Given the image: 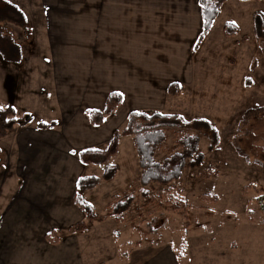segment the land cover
Masks as SVG:
<instances>
[{"label": "rangeland", "instance_id": "obj_1", "mask_svg": "<svg viewBox=\"0 0 264 264\" xmlns=\"http://www.w3.org/2000/svg\"><path fill=\"white\" fill-rule=\"evenodd\" d=\"M256 12L264 15V0H226L192 57L185 60L183 73H178L183 59L154 60L155 67L162 72V80L176 78L171 84H178L177 94H168L167 81L158 84L159 77L152 76L150 82H156L158 88L161 85V91H157L160 95L147 82L145 89L135 96L142 107L138 110L178 114L186 120H207L216 131L217 140H213L212 132L199 134L203 161L195 167H186L180 179L168 186H149L150 195L143 199L140 161L133 137H122L119 152L112 158V163L119 167L116 178L103 181L83 194L95 208L96 219H88L81 211L82 220L70 230H56L59 241L61 236L70 240L68 236L75 234L78 239L70 245L76 249L50 252L45 249L40 231L49 223L48 216L31 222L26 231L22 226L13 229L12 243L21 245V250L30 254L31 262L152 264L158 260L160 264H264V37H257L254 32ZM226 23H234L238 33L227 36ZM0 29L3 35L20 37L7 23ZM38 39L41 41L17 43L23 60L19 65L0 61V90L3 92L5 86L7 97L2 98L0 92V106H15L14 117L19 124H25L26 118L31 117L28 120L31 126L61 118V109L54 102L59 92L55 54L64 51L62 47L66 51L76 48V44L45 42L46 37ZM132 109V103H126L125 99L115 115L106 118L103 127L96 131L99 138L96 149L108 146L113 132L126 126ZM177 139L178 134L171 132L155 161L168 158ZM4 142L0 138V145L4 146ZM72 156L69 149H64V154L58 157L66 164L67 185L79 176H102L103 166L79 167ZM8 161L7 154H2L3 176L10 173ZM12 188L10 183L6 192ZM40 192H44L43 187ZM125 192L137 200L119 221L109 206L113 197ZM205 194L216 196L217 202L204 200ZM179 199L188 205L184 214L172 207ZM52 219V223H62L61 216ZM68 222L65 220V225ZM80 222L86 224V232L73 233Z\"/></svg>", "mask_w": 264, "mask_h": 264}, {"label": "crops", "instance_id": "obj_2", "mask_svg": "<svg viewBox=\"0 0 264 264\" xmlns=\"http://www.w3.org/2000/svg\"><path fill=\"white\" fill-rule=\"evenodd\" d=\"M6 1L25 17L24 25L0 21V27L7 23L16 29L20 37L11 36L14 42H40L38 37H46L45 42L76 44L74 51L62 47L64 51L55 54L59 92L54 102L61 109V118L43 122L52 124L47 128H40L39 123L31 126L28 121L31 117L24 119L26 123L16 124L2 137L6 144L0 145V157L7 154L10 167L8 175L0 173V264H34L21 245L12 243L15 227L22 226L26 231L31 222L48 216L49 223L40 231L45 249L49 252L76 249L70 245L78 239L75 234L68 236L70 240L61 236L56 244L50 243L46 235L57 229L70 230L82 220V210L74 201L81 176L67 185L66 164L58 157L69 149L74 154L72 161L83 167L78 153L98 146L96 131L106 120L101 126H93L86 111L104 110L112 92L121 93L123 103L125 99L126 103H132V110L142 108L135 96L145 89L147 82L151 83L152 76L159 77L158 84L167 81L165 90H168L176 78L162 80V72L153 62L163 57L183 59L178 72L183 73L185 60L192 57L203 32V13L200 0ZM150 86L155 92L161 91L156 82ZM5 92L4 86L2 98H7ZM10 183L13 188L6 192ZM42 187L44 192H40ZM52 216H61L62 223H52ZM167 258L170 260L168 255ZM157 261L152 264H160Z\"/></svg>", "mask_w": 264, "mask_h": 264}, {"label": "trees", "instance_id": "obj_3", "mask_svg": "<svg viewBox=\"0 0 264 264\" xmlns=\"http://www.w3.org/2000/svg\"><path fill=\"white\" fill-rule=\"evenodd\" d=\"M226 0H200L203 13V32L195 47L203 39L209 24L214 17L219 14L221 5ZM0 21H11L19 25L25 24L24 14L12 3L0 0ZM254 32L257 37H264V15L256 12L253 17ZM225 34L234 36L238 33V28L234 23L225 24ZM0 58L6 64H20L22 53L20 47L8 35H3L0 29ZM177 83L168 87V94H177ZM123 103V96L119 92L109 94L104 110L89 109L86 114L91 125L101 126L107 117L112 116ZM15 108L7 106L0 107V138L5 137L13 127L19 123L14 117ZM52 124L39 123L40 128H47ZM212 132L213 140H217V133L212 125L203 119L186 120L178 114H166L161 112H147L133 110L128 114L127 124L124 128L115 130L110 142L105 149L90 148L78 153L81 162L85 165L103 166L104 171L101 177L86 176L77 181L74 201L81 208L88 219H96L95 208L88 203L83 194L95 189L101 182L113 181L119 171V167L112 163V158L118 154L120 139L125 136H132L136 153L140 161V195L143 199H148L150 192L147 188L153 184L168 186L182 176L184 169L188 166L195 167L203 159V154L199 151V141L202 132ZM178 134L171 155L162 162L155 161L160 149L163 148L169 138V134ZM202 198L209 203H216V196L202 195ZM137 198L131 193L125 192L120 196H115L110 204L111 214L119 221H122L126 214L134 206ZM173 209L180 214L186 213L188 205L179 199L172 203ZM264 224V222H262ZM77 232L84 233L87 226L84 222L76 225ZM47 240L56 244L59 241V234L56 230L46 235Z\"/></svg>", "mask_w": 264, "mask_h": 264}, {"label": "water", "instance_id": "obj_4", "mask_svg": "<svg viewBox=\"0 0 264 264\" xmlns=\"http://www.w3.org/2000/svg\"><path fill=\"white\" fill-rule=\"evenodd\" d=\"M28 119H29V117L26 118V120H28Z\"/></svg>", "mask_w": 264, "mask_h": 264}]
</instances>
